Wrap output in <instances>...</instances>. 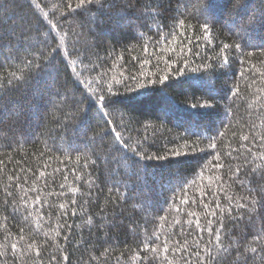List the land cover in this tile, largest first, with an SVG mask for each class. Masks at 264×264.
I'll return each instance as SVG.
<instances>
[{"label": "trees", "instance_id": "16d2710c", "mask_svg": "<svg viewBox=\"0 0 264 264\" xmlns=\"http://www.w3.org/2000/svg\"><path fill=\"white\" fill-rule=\"evenodd\" d=\"M261 136L264 0H0V264H264Z\"/></svg>", "mask_w": 264, "mask_h": 264}, {"label": "snow or ice", "instance_id": "6c2138e0", "mask_svg": "<svg viewBox=\"0 0 264 264\" xmlns=\"http://www.w3.org/2000/svg\"><path fill=\"white\" fill-rule=\"evenodd\" d=\"M93 2L99 4L100 3V0H80V4L81 5H84L85 3H89L90 4V3H93ZM220 2H221V0H207V10L208 11H212L213 9H215L218 6V4ZM177 24H178V29L175 30V31L169 32L167 35H164L163 34L162 26L157 25V28L160 30V33L163 36V42L165 44H168L169 41H172L176 45L175 47H171L170 46L167 49H161V51L167 50L170 54L171 53H178L180 56H183L184 51L186 50L188 52H191V48L189 47V48L185 49V47H184L185 42L189 39L186 36V34H185V21L184 20H178L177 21ZM52 27H56V25H52ZM199 27L205 33H207L209 31V25H208L207 21H205L204 23L200 24ZM156 43H157V45H159L161 43V41L160 40H157ZM231 47H234L237 51H240V47L241 46H240V44L236 43V44L232 45ZM229 48H230V45L229 44L226 43V44L223 45V49H229ZM145 51H147V49H145ZM164 62H165V64H168L169 63V61H167V60H165ZM227 62H228L227 61V57H225L224 58V63H227ZM13 75H15V74L13 73ZM133 79H135V77H133ZM167 79H168V76L167 75H163V76H160L159 77V81L158 82L161 83V84H163ZM138 99H139V94H137L136 96L129 97V101L130 102H136V101H138ZM98 100H100L101 102H103L104 97L103 96H100V97H98ZM194 107H196V105H194ZM120 139H121L120 137H117V140H120ZM248 139H249L248 136H242V140H248ZM260 141L262 142L260 144V146L261 147H264V136H261L260 137ZM212 147L215 148L216 145L213 144ZM249 151H250V149H249ZM177 155H178V153H177ZM226 155L231 156V152H227ZM164 158L165 157H160L159 159H164ZM148 159H151V157H148ZM218 160H219V158H218ZM214 167H223V165L217 163L216 165H214ZM238 171H239V169L237 168V172ZM41 175H43V173H41ZM78 179H79V177H78ZM19 180H20V177H9L10 183L7 186V188L5 189V195L6 196H12L13 195V193L8 190V189H10L12 187V183L11 182L12 181H19ZM16 187L23 188V185H20L19 183H17L16 184ZM32 190L35 191L36 189H32ZM73 191H75V189H73ZM37 203H39V200L38 199H37ZM71 203L72 204H76L77 201L75 199H72ZM181 203L182 204H187V203H189V201L187 199H182L181 200ZM251 203L254 205L255 204V200L253 199L251 201ZM237 206L239 208H247L248 207V205L243 204V203H239ZM60 207L63 208L64 205L62 204V205H60ZM204 207H205V209H209V205L208 204H205ZM216 208L220 209L221 213H223L224 209H222L220 207V205H216ZM180 210L181 209L177 208V211H180ZM249 210H252V209H249ZM73 214H75V213H73ZM189 214L192 215V216H195V213L194 212H191ZM229 214H231L230 213V210H229ZM211 215L212 216H216L217 215L216 211L215 210L211 211ZM207 223L208 224H212L213 222H212V220H208ZM197 226H198V228H199V230L201 232L207 230L208 231V234L210 236H213L214 235V233H213L212 230H209V229H206L203 226H200L199 225V221H197ZM57 235H59V233H57ZM25 239H26V237L24 235H21L20 240H25ZM64 239L67 240L68 237L65 236ZM156 239L158 240L159 237L156 236ZM215 242L217 244L221 245V246L219 248H217L216 255H213L211 248L208 249V258H210L213 261V264H215V262L221 256V254H226V253H228L230 251V248H224L223 247V245H222V239H221V236L220 235H215ZM208 244L211 245L212 244V241L211 240L208 241ZM159 247H160L159 245L152 246V245L146 244L144 250H150L152 253L157 254ZM197 247H198V245H197ZM247 250H250L253 253H256L258 251V249L256 247H251V248H249ZM9 251L14 252V253H18L21 257H23L25 255H28L32 251H35L36 257L37 258L40 257V248L37 246L35 239H33L32 242H29L27 244L26 249L20 247L19 242L11 243L10 245H7L6 244L4 246V251L3 252H0V256L4 257L6 259V256H7V254H8ZM170 251H172L174 254H178L180 256V258L184 260V264H189L188 259L186 257H184V255H183V253L186 252L187 249H185V248H179V247L177 249H172L167 242H164L163 243V252L165 254H167ZM196 255H197V264H201V262L199 260V252H197ZM208 258H206V260L203 262V264H207V259ZM63 259L66 260L67 258L64 257ZM141 259H142V257H141ZM53 262H54V264H60V260L55 255L51 256V258H50V264H53Z\"/></svg>", "mask_w": 264, "mask_h": 264}]
</instances>
